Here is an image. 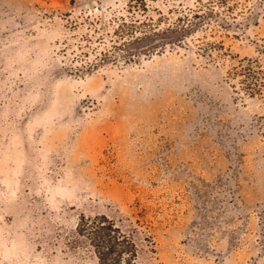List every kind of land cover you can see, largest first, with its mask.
<instances>
[{"label": "rangeland", "instance_id": "1", "mask_svg": "<svg viewBox=\"0 0 264 264\" xmlns=\"http://www.w3.org/2000/svg\"><path fill=\"white\" fill-rule=\"evenodd\" d=\"M128 1L0 0V264H98L81 214L113 218L137 264H264V0L66 73L88 21ZM145 1L154 18L196 4Z\"/></svg>", "mask_w": 264, "mask_h": 264}, {"label": "trees", "instance_id": "2", "mask_svg": "<svg viewBox=\"0 0 264 264\" xmlns=\"http://www.w3.org/2000/svg\"><path fill=\"white\" fill-rule=\"evenodd\" d=\"M194 2L196 4L193 7L169 8L168 12L175 14L174 18L160 10H157L156 18L148 15L145 0H129L122 9L112 10L106 21L102 22L98 16L92 18L88 21L92 33L82 35L84 43H77L76 48L72 49L73 55L65 67L66 73L82 75L94 69L98 61L130 62L167 46H178L214 16L216 11L211 3L223 6L226 0ZM93 37L98 44L106 38L108 47L99 50L98 46L92 45L95 41ZM83 47H87V51ZM77 49L80 52H76ZM90 52H93L94 60H83L82 57L88 56ZM247 76L253 78L251 73ZM246 87L251 93L254 91V87ZM75 231L79 240L91 248L98 264H137L138 249L132 236L108 215L81 214Z\"/></svg>", "mask_w": 264, "mask_h": 264}]
</instances>
